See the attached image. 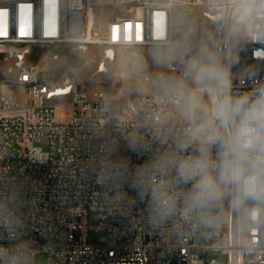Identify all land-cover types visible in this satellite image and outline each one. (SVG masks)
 I'll return each mask as SVG.
<instances>
[{"label": "built area", "instance_id": "1", "mask_svg": "<svg viewBox=\"0 0 264 264\" xmlns=\"http://www.w3.org/2000/svg\"><path fill=\"white\" fill-rule=\"evenodd\" d=\"M205 1L204 14L221 20L219 34L229 23L230 98L264 88V0H231V6ZM185 3L190 0H80L74 9L71 0H0V248L27 241L33 262L44 253L46 264H206L210 256L208 264H221L216 255L224 254L227 264H264V195L231 203L238 186L229 185L232 218L227 213L222 219L221 200L204 219L184 220L177 212L155 224L150 189L142 198L132 186L137 169L175 153V141L203 124L168 120L188 92L208 91L209 121L230 136L213 109L210 87L219 82L131 95L107 85L89 92L74 74L45 75L29 59L33 46L55 59L67 50L76 55L71 46L87 51L96 45V72H107L121 48L175 45V8ZM12 57L16 63L4 74L1 63ZM61 104L70 108L66 120L56 115ZM238 123L233 120L234 131ZM202 138L178 155H193ZM218 150L212 147L213 159ZM248 153L245 175L252 165L264 169V140ZM174 179V168L146 177L152 186ZM92 213L99 218L93 242L87 221Z\"/></svg>", "mask_w": 264, "mask_h": 264}, {"label": "clouds", "instance_id": "2", "mask_svg": "<svg viewBox=\"0 0 264 264\" xmlns=\"http://www.w3.org/2000/svg\"><path fill=\"white\" fill-rule=\"evenodd\" d=\"M181 44L175 46L179 50ZM171 58V56H169ZM195 75L198 82L217 81L226 85V75L214 55L202 49L199 58L188 65V73ZM173 89L182 85L175 82ZM191 108L197 107L194 97L187 100ZM216 117L221 124L238 118L239 123L231 136L225 137L212 121H206L195 133H186L184 139H177L176 152L166 153L156 161L135 171L132 186L140 190L141 197L150 189V218L155 224H162L179 212L184 220L194 216L205 218V214L227 194L229 185L238 186L234 202L249 194L264 195V169L252 165L251 175H245L249 163L248 149L259 140H264V88L238 99L224 98L217 106ZM203 137L194 154L178 155ZM218 146L217 158L213 159L212 147ZM169 168L175 169V179L160 186L149 185L146 177L153 171L161 174ZM177 185L185 190L177 191ZM0 264H33L29 242L25 241L13 249L0 248Z\"/></svg>", "mask_w": 264, "mask_h": 264}, {"label": "rangeland", "instance_id": "3", "mask_svg": "<svg viewBox=\"0 0 264 264\" xmlns=\"http://www.w3.org/2000/svg\"><path fill=\"white\" fill-rule=\"evenodd\" d=\"M208 9L205 0H190V3L178 5L174 13V37L176 44L171 46H151L145 50L121 48L119 57L116 61L109 63V71L97 73L96 68L100 58L99 47L90 45L87 51H80L77 46H71L76 52L73 55L77 58V62L70 63L69 56L71 52L60 54L58 58L51 59L47 50L33 46V56L31 60L39 64L42 72L46 74H54L63 77L66 74H75L80 85L89 92H94L99 86L107 85L113 87L114 91L122 90L125 94H140L152 91H163L173 89L171 85L179 82L181 88H189L192 86L208 85L212 81L198 82L194 73L187 79L182 77L183 71H188V65L194 58H199L201 50L205 49L214 55L216 62L223 69L225 75L227 72L228 55L226 48L216 46V38L219 34L218 30L221 24L212 17L205 15L204 11ZM104 18L108 15V8L102 9ZM219 42L220 39H218ZM227 37L224 39V44ZM180 43L181 48L175 50V46ZM25 47L18 46V51ZM218 50V51H217ZM217 51V53H216ZM37 54L38 57L35 55ZM171 56V58H169ZM17 57H12L9 61H3L1 68L4 74L8 67L14 66ZM78 59L81 60L78 63ZM26 61L28 59L26 58ZM13 74L10 75V78ZM196 84V85H195ZM215 94L214 111L224 98H229L226 85L218 83V86L210 87ZM194 97L197 101V107L191 108L187 102L188 98ZM212 105L209 100L207 90H196L188 92L183 103L173 107L168 120L173 122H201L205 123L210 120V110ZM70 108L68 105L61 104L58 107L57 118L66 120L69 116ZM231 136L234 133L233 120L224 124ZM46 148V145L43 144ZM227 195L221 201L222 219H226L227 213L229 217H233L232 204L227 205ZM231 203H235L234 201ZM98 216L92 213L88 218V225L92 227L89 232L91 242L96 240L97 232L95 227L98 224ZM212 256L208 257L206 264ZM221 264H227V256L216 255ZM33 264H46V255L38 254Z\"/></svg>", "mask_w": 264, "mask_h": 264}, {"label": "bare ground", "instance_id": "4", "mask_svg": "<svg viewBox=\"0 0 264 264\" xmlns=\"http://www.w3.org/2000/svg\"><path fill=\"white\" fill-rule=\"evenodd\" d=\"M72 1V3H73V6L75 7L74 9H77L76 7H78L79 6V4L78 3H80V0H71ZM226 4L228 5V6H231V4H232V1L230 0V1H226ZM235 13V12H234ZM75 14H77V12H75ZM74 14V15H75ZM76 22H74V24H75ZM228 22H227V24H226V28H225V30H224V32H222V33H220V34H218V39H223V38H225V37H227V40H228V35H229V28H228ZM227 40H226V42H225V45H224V47L226 48V50H227V55H228V57H229V50H228V45H227ZM30 60H31V58H29ZM32 61V60H31ZM33 61H35V59H33ZM228 63V62H227ZM102 70H103V68H102ZM75 75V74H74ZM226 87H227V85H226ZM228 90V89H227ZM229 93V92H228ZM229 98H230V96H229Z\"/></svg>", "mask_w": 264, "mask_h": 264}, {"label": "crops", "instance_id": "5", "mask_svg": "<svg viewBox=\"0 0 264 264\" xmlns=\"http://www.w3.org/2000/svg\"><path fill=\"white\" fill-rule=\"evenodd\" d=\"M224 39L225 38H223V39H221L220 41L221 42H219V40H218V36H217V38H216V45H217V47H223L225 44H224ZM193 84H191V87H193L192 86ZM196 85V84H195Z\"/></svg>", "mask_w": 264, "mask_h": 264}, {"label": "flooded vegetation", "instance_id": "6", "mask_svg": "<svg viewBox=\"0 0 264 264\" xmlns=\"http://www.w3.org/2000/svg\"><path fill=\"white\" fill-rule=\"evenodd\" d=\"M69 62L75 63V62H77V58L75 56L71 55V56H69Z\"/></svg>", "mask_w": 264, "mask_h": 264}, {"label": "water", "instance_id": "7", "mask_svg": "<svg viewBox=\"0 0 264 264\" xmlns=\"http://www.w3.org/2000/svg\"><path fill=\"white\" fill-rule=\"evenodd\" d=\"M80 62H81V60L78 59V63H80Z\"/></svg>", "mask_w": 264, "mask_h": 264}]
</instances>
